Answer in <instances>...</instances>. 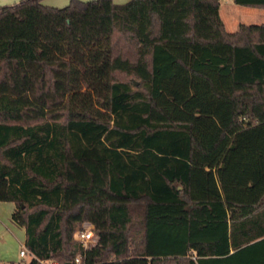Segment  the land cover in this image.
Instances as JSON below:
<instances>
[{
  "label": "trees",
  "instance_id": "obj_1",
  "mask_svg": "<svg viewBox=\"0 0 264 264\" xmlns=\"http://www.w3.org/2000/svg\"><path fill=\"white\" fill-rule=\"evenodd\" d=\"M218 8L0 5V200L36 257L264 264V20Z\"/></svg>",
  "mask_w": 264,
  "mask_h": 264
},
{
  "label": "crops",
  "instance_id": "obj_2",
  "mask_svg": "<svg viewBox=\"0 0 264 264\" xmlns=\"http://www.w3.org/2000/svg\"><path fill=\"white\" fill-rule=\"evenodd\" d=\"M15 1L17 0H0V5L9 4ZM112 1L114 3H123L127 0H112ZM40 2L45 5L60 7L67 4L69 0H40ZM220 2H223V4L226 7H230L231 2L233 1L219 0V6H220ZM240 6H243L244 8L243 11L246 12L247 15L260 14L262 16V20H260V22L264 20V11H257L261 9L264 10V7H255L248 5H240ZM256 8H261V9H256ZM223 23L225 29L230 32L235 30L239 23H244V22H238L235 28H227L226 23L224 21ZM14 206H15L14 202L12 201L0 200V261H6V260L17 261L19 259L18 250L22 245H25L24 226L15 222L11 217V213L14 209ZM9 241H11L14 245L16 244L19 245L18 249H7L8 246H6L7 245L6 243H8Z\"/></svg>",
  "mask_w": 264,
  "mask_h": 264
},
{
  "label": "built area",
  "instance_id": "obj_3",
  "mask_svg": "<svg viewBox=\"0 0 264 264\" xmlns=\"http://www.w3.org/2000/svg\"><path fill=\"white\" fill-rule=\"evenodd\" d=\"M74 240L81 245L83 251L90 249L97 243V233L93 229V224L89 221H83L73 232ZM18 260L0 261V264H28L31 259L36 260V264H58L55 259H44L36 257L25 245L18 250ZM68 264H87L83 261L80 253L76 254Z\"/></svg>",
  "mask_w": 264,
  "mask_h": 264
},
{
  "label": "rangeland",
  "instance_id": "obj_4",
  "mask_svg": "<svg viewBox=\"0 0 264 264\" xmlns=\"http://www.w3.org/2000/svg\"><path fill=\"white\" fill-rule=\"evenodd\" d=\"M243 9H244L243 6L235 4L234 2H231L230 7H226L223 4V2H220V6L218 8V11H219V15L221 16L223 21L226 23L227 28H235L236 24L238 22L258 23V22H260V20H262V16L260 14H258V15H249L248 14L247 15L246 12L243 11ZM256 9H261V8H256ZM257 11H264V10L261 9V10H257ZM81 223L79 225H76L75 229L78 226H80ZM74 230H73V232H74ZM73 232H72V238H73ZM6 244H7L6 246H8L7 249H18V247H19V245H17V244L14 245L11 241H9ZM76 254H78V252H76Z\"/></svg>",
  "mask_w": 264,
  "mask_h": 264
},
{
  "label": "water",
  "instance_id": "obj_5",
  "mask_svg": "<svg viewBox=\"0 0 264 264\" xmlns=\"http://www.w3.org/2000/svg\"><path fill=\"white\" fill-rule=\"evenodd\" d=\"M68 264V263H67ZM170 264H175L174 262L170 263Z\"/></svg>",
  "mask_w": 264,
  "mask_h": 264
}]
</instances>
